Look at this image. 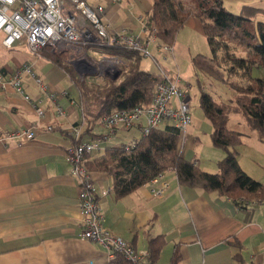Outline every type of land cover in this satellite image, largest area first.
<instances>
[{
  "label": "crops",
  "instance_id": "crops-1",
  "mask_svg": "<svg viewBox=\"0 0 264 264\" xmlns=\"http://www.w3.org/2000/svg\"><path fill=\"white\" fill-rule=\"evenodd\" d=\"M86 2L104 6L101 19L112 29L149 39L151 56L141 54L139 68L159 74L160 65L165 72L178 76L179 85L189 97L192 121L182 142L178 135L176 152L202 170L218 172V163L226 151L212 143L213 125L199 100L198 105H191V90L199 99L201 88L213 97L211 89L220 88L226 97L214 98L221 102H233L235 91L222 78L201 73L195 66L194 57L209 48L201 19L188 16L173 41L167 43L151 36L149 29L143 30L142 21L149 15L153 0ZM222 4L235 13L253 8L254 13L245 11L246 14L264 21V0H222ZM73 14L83 21L78 12ZM2 38L0 34V47L8 49L12 63L0 61V73L7 77L16 67L28 63L42 84L29 74L22 75L28 99L10 86L5 93L0 88V264H111L119 256H110L99 242L81 235L79 183L65 159V150L78 142H97L95 148L84 153L82 161L96 187L104 223L112 234L148 252L149 264H171L174 259L177 264H264V198L240 194L236 199L217 190L181 183L172 166L151 177L159 176L155 185L162 186V195L153 194L150 178L131 192L117 196L108 171L88 168L85 161L95 160L109 146L118 148L123 142L140 138L138 128L134 125L112 131L103 124L105 115H99L98 110L86 112L79 74L94 72L72 66L74 54L67 49L76 45L56 50L47 47L36 55L25 43L15 42L8 47ZM151 42L159 57L151 52ZM164 45L172 49L166 51ZM84 48L88 53L89 48L97 47ZM177 49L181 54L187 52V58L181 57ZM106 50L127 66L118 69L112 78L118 76L115 80L119 81L121 73L136 59L130 53ZM177 55L185 66L180 65ZM142 57H150L156 67L150 59L142 61ZM255 70L258 71L256 67ZM260 72L264 79V69ZM35 105L44 110L43 116L37 115ZM58 108L64 113L58 114ZM227 126L244 134L243 141L235 147L240 167L264 183V141L248 126L241 111L229 113ZM74 127L80 129L77 139L68 133ZM28 129L33 131L31 138L26 135ZM102 189L108 192L101 194ZM153 239L158 250L151 255Z\"/></svg>",
  "mask_w": 264,
  "mask_h": 264
},
{
  "label": "trees",
  "instance_id": "trees-1",
  "mask_svg": "<svg viewBox=\"0 0 264 264\" xmlns=\"http://www.w3.org/2000/svg\"><path fill=\"white\" fill-rule=\"evenodd\" d=\"M245 11L255 12L249 7L232 12L222 4V0H153L146 28L150 34L154 28L153 35L163 42L173 41L174 34L188 16H197L202 21L212 53L197 54L194 57L195 66L201 73L222 78L235 91L233 102L217 101L203 88L198 99L200 107L213 125L210 133L212 143L224 148L226 154L218 163V172L200 169L197 164L176 152L179 131L169 121L163 120L157 128L140 136L133 148L123 150L109 146L95 160L85 161L88 168L97 167L108 171L113 177V188L117 196L131 192L152 176L172 166L181 183L217 190L236 199L240 194L264 198V183L247 174L238 163L235 147L241 142V133L227 126L229 113L241 111L248 126L257 131L259 138L264 141V81L250 75L251 64L264 65V21L254 20ZM237 46L247 48L248 55L235 56L233 52V56L229 52L222 56L217 54L220 48L227 50ZM105 48L130 53L136 62L131 63L125 73H121L119 81L115 80L117 76L115 79L109 78L103 86L94 87H88L82 82L80 96L88 95L86 92L97 94L98 91L99 115L148 103L160 75L139 68L137 60L141 54L133 49L121 46ZM53 59L61 62L55 55ZM233 74L237 78L231 81L227 76ZM151 244V255H154L158 246L154 244V239ZM111 264L131 263L119 255ZM171 264H177L176 260H172Z\"/></svg>",
  "mask_w": 264,
  "mask_h": 264
},
{
  "label": "built area",
  "instance_id": "built-area-1",
  "mask_svg": "<svg viewBox=\"0 0 264 264\" xmlns=\"http://www.w3.org/2000/svg\"><path fill=\"white\" fill-rule=\"evenodd\" d=\"M78 12L83 21L73 14ZM104 6H92L86 0H0V34L2 42L11 46L15 42L25 43L29 51L38 55L44 47L62 49L76 45L79 49L89 48L84 52L89 60H85L86 69L99 74H113L118 62L114 53L105 47L121 46L133 49L143 56H151L148 49L149 39L140 36H130L123 31L112 29L111 24L103 21ZM85 19V20H84ZM146 19H143L146 30ZM155 29H152L154 34ZM152 36V35H151ZM163 49L170 51V45ZM86 51V50H84ZM160 78L156 82L151 100L127 109L114 110L103 116V124L110 130L118 127L130 128L136 126L139 136L148 134L157 128L163 120L169 121L179 131V141H183V134L192 121L189 97L178 83V76L165 72L160 65ZM29 74L37 83L42 84L39 76L35 75L28 63L16 67L7 77L0 73V88L5 93L8 86L25 99L29 95L22 85V75ZM37 115L43 116L44 110L35 105ZM58 114H63L60 108ZM68 133L74 138L80 135L79 128H71ZM27 137L33 136V131L26 130ZM138 139L120 144V148L128 150L137 144ZM97 146V142H82L69 146L65 150V159L71 165V173L77 177L79 183L78 208L81 214V235L92 241L99 242L110 256L121 255L131 264H149V254L136 249L129 241L111 233L104 223L105 216L98 202V193L90 177L88 169L82 159L84 153L90 152ZM158 177L151 178V191L155 195H162V186H156ZM108 190L102 189L101 194ZM89 264H94L90 261Z\"/></svg>",
  "mask_w": 264,
  "mask_h": 264
},
{
  "label": "rangeland",
  "instance_id": "rangeland-1",
  "mask_svg": "<svg viewBox=\"0 0 264 264\" xmlns=\"http://www.w3.org/2000/svg\"><path fill=\"white\" fill-rule=\"evenodd\" d=\"M154 44L151 42V46H153ZM155 46V45H154ZM154 46L151 48V52L155 55V56H158L159 57V55H158V53L154 50ZM202 46V45H201ZM200 46V43H198V48H200L201 47ZM231 46V45H230ZM17 49H20V50H23L24 49V47H18ZM241 49H244V51L242 52V50ZM67 50H69L70 51V53H73L74 55H73V57L71 58V59H73L72 61H70V63L72 64V66L74 67V66H78V67H80V68H82V67H85V60H89L88 59V57L85 55V53H84V49L82 48V49H79V48H75V47H71V48H69V49H67ZM220 51H217V54L219 55V56H222V55H226V53L227 52H229L230 53V55H232L233 56V53H234V55L235 56H243L244 57V54H246V55H248V51H247V48H245V47H243V46H237V47H235V48H228L227 50H224L223 48H220L219 49ZM180 52V56L181 57H183V58H187L186 57V55H187V52H185L184 54L182 53L181 54V50H179V49H177V52ZM193 51V48H190V52H192ZM222 51V52H221ZM233 52V53H232ZM208 55H211V53H212V51H211V48H210V45H209V48H208V51L206 52ZM205 53V54H206ZM178 54V53H177ZM8 56H9V52H8V49L7 48H2V47H0V61H3L4 59L5 60H7V62H8V64H10V63H12V57H9L8 58ZM157 57V58H158ZM170 58V57H169ZM69 59H70V57H69ZM70 59V60H71ZM148 59H150V57L149 58H146V57H142V61H146V60H148ZM160 60H159V62H162L161 61V58H159ZM177 59H178V61H179V63H180V65H182V66H185V62L181 59V58H179L178 57V55H177ZM150 62H151V59L149 60ZM121 62V61H120ZM152 63V62H151ZM153 64V63H152ZM154 65V67H156V64H153ZM124 66H126L125 64L123 65L122 64V62L121 63H116L115 64V67H116V71L118 72L119 70L118 69H120L121 67L122 68H126V67H124ZM255 67L257 68V70L258 71H256L255 70ZM262 69H264V65H261V64H259V63H253V64H251V66H250V75H251V77H253L254 78V76H255V78L256 79H261L262 81H264V79H262V77H261V73L262 72H260V69L261 68ZM85 68H87V67H85ZM80 71H81V69H80ZM77 72L78 73H82V72H79V70L77 69ZM115 73H113V74H99V73H95L94 72V74H82V76H81V74H79V76L80 77H82V78H80L79 80L80 81H82L83 80V82L88 86V87H94L95 85H97V86H103L104 85V83H107V81L106 80H108L109 78H113V75H114ZM86 75H88V76H86ZM115 77V76H114ZM228 77V79H230L231 81L234 79V80H236V78H237V75H228L227 76ZM204 80H206V78H204ZM87 87V88H88ZM89 89V88H88ZM212 90V92H213V95H214V97L215 96H219V97H226L225 95H224V93L223 92H221V90H220V88H217V89H215V91H214V89L212 88L211 89ZM85 92V91H84ZM97 92V94H95V93H91V92H86V93H88V95L87 94H85V95H83L82 94V104H83V106H84V109L86 110V112H96V110L99 108V104H100V97H99V92L98 91H96ZM92 95V96H91ZM190 103H191V105L192 104H195V105H198V95H195L194 94V92H193V90H191V100H190ZM246 136V135H245ZM241 139H242V141H243V139H244V134H241ZM248 140V137L246 136V139H245V141H247Z\"/></svg>",
  "mask_w": 264,
  "mask_h": 264
},
{
  "label": "water",
  "instance_id": "water-1",
  "mask_svg": "<svg viewBox=\"0 0 264 264\" xmlns=\"http://www.w3.org/2000/svg\"><path fill=\"white\" fill-rule=\"evenodd\" d=\"M116 74H117V71L115 72V74L113 75V77L116 76Z\"/></svg>",
  "mask_w": 264,
  "mask_h": 264
}]
</instances>
